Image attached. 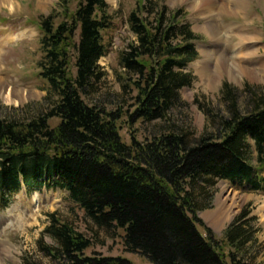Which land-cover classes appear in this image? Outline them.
I'll return each mask as SVG.
<instances>
[{"label":"trees","instance_id":"1","mask_svg":"<svg viewBox=\"0 0 264 264\" xmlns=\"http://www.w3.org/2000/svg\"><path fill=\"white\" fill-rule=\"evenodd\" d=\"M60 5V12L36 22L46 112L27 120L0 114L2 206L22 184L32 193L46 185L69 192L99 227L121 231L125 250L151 264H252L253 228L242 223L247 210L223 233L224 243L199 213L209 208L218 180L264 191V97H254L245 114L234 108L229 117H218L216 134L191 141L171 112L180 90L193 81L183 70L198 57V37L177 22L179 12L170 22L166 10L139 1L127 18L137 40L119 58L122 92L106 105L99 98L106 77L99 61L110 51L106 35L114 29L109 5ZM156 122L161 126L154 137L138 139L135 125ZM124 124L131 130L129 144L120 134ZM51 217L47 231L59 247L40 244L54 264H130L86 255L91 239Z\"/></svg>","mask_w":264,"mask_h":264},{"label":"rangeland","instance_id":"2","mask_svg":"<svg viewBox=\"0 0 264 264\" xmlns=\"http://www.w3.org/2000/svg\"><path fill=\"white\" fill-rule=\"evenodd\" d=\"M139 1L107 0L109 14L114 18V29L106 35L110 51L99 62L106 73L99 98L106 105H110L113 100L117 101L116 96L122 92L119 58L128 45L137 40L126 20ZM143 1L155 4L158 10H166L170 22L174 14L179 12L177 22L188 26L199 37L196 43L198 59L183 70L192 76L193 81L189 87L180 91L181 99L171 112L174 125L188 131L191 141H197L205 134H216L215 121L218 117H229L234 108L245 114L252 106L254 97H264V0H242L246 2L247 8L237 14L219 8L225 0ZM74 2L72 11L77 6V1ZM61 3L62 0H0V77L9 86L24 89L26 95H29L23 103L16 105L8 104L0 97L1 115H20L27 120L46 112L47 84L38 78L37 63L41 54L40 32L36 22L40 17L60 12ZM227 25L249 26L258 32L259 38L243 43L245 33H226L221 26ZM215 27L226 37L215 39ZM247 37L252 36L247 33ZM239 43L244 45L239 47ZM230 46L233 47L232 51ZM230 57L239 67L234 68L233 75H230L229 68L221 65L223 62L220 63L221 59H225L234 67ZM206 62L212 65L215 79L209 73H201ZM58 122L53 120L51 125L56 126ZM159 126L160 122L152 126L138 123L133 131L138 139L145 141L154 135L152 133ZM120 128L124 142L129 144L131 130L126 124ZM248 143L254 149L253 141ZM210 194L212 198L209 208L199 215L206 228L223 242V233L247 210L250 214L242 223L253 228L250 233L254 235L256 244L253 245V242L247 246L253 245L252 264H264V192H252L248 185L241 187L218 180L210 189ZM14 208V212H8ZM219 210H223L226 215L222 225L214 221L215 213ZM52 215L91 239L92 247L86 252L88 256L123 258L130 264H151L140 254L127 252L123 244V233L99 227L70 201L67 192L42 187L31 196L28 187L24 185L21 192L11 198L6 209L0 204V216H6L0 222V264H54L41 250V244L59 247L47 231L53 224ZM9 245L15 248L10 251L3 249Z\"/></svg>","mask_w":264,"mask_h":264},{"label":"bare ground","instance_id":"3","mask_svg":"<svg viewBox=\"0 0 264 264\" xmlns=\"http://www.w3.org/2000/svg\"><path fill=\"white\" fill-rule=\"evenodd\" d=\"M221 6L219 8H221L222 10L228 12V13H239L241 10L243 11L244 8H247V4L245 1H242V0H225L223 5L220 4ZM216 8V7H215ZM225 32L227 33H234V32H238V33H245L243 36L244 38L242 39V42L245 43V42H249L250 40H256L257 38H259V35H258V32L255 31L254 29H252L251 27H246V26H232V25H227V26H221ZM238 29V30H237ZM214 34H215V39H220L223 38V37H226V36H223L218 28L215 27V31H213ZM225 33V34H226ZM247 33H249L252 37L249 38L247 37ZM228 39V38H227ZM222 40V39H220ZM243 43H239L238 46L239 47H242L244 44ZM228 47V46H227ZM231 47V46H230ZM228 49V48H227ZM231 49L230 51L233 50V47L229 48ZM228 49V53L230 52ZM232 59V63H234L235 65V62L233 61V58L230 57ZM231 61V60H230ZM223 62V63H222ZM220 63H222L221 65L222 66H225V68H229V72H230V75H233L234 74V68H237L238 66L235 65L234 67H231L230 64H228L225 59H221L220 60ZM198 65H203V64H198ZM197 65V67H198ZM228 65V66H227ZM239 69V67H238ZM213 69H212V65H209V62H206V64H204V68L202 69V72L201 73H209V75L211 74V77L212 79H215V72H212ZM29 95H26V92L24 89H20L19 87H13V86H9L6 82V80L4 78H1L0 77V97L8 104H17V103H23L27 98H28ZM264 209V207H263ZM15 211V208L14 210H9L8 212L9 213H12ZM225 213L223 210H219L215 213V217H214V221L217 225H222L224 223V220H225ZM6 218V216H0V222L4 220V218ZM207 218V217H205ZM262 218L264 219V214H262ZM264 225V223H263ZM10 244V243H9ZM0 246H2L0 244ZM5 246V245H4ZM12 248H15L14 246L12 245H9L3 249H8L10 251V249ZM6 252V250L4 251Z\"/></svg>","mask_w":264,"mask_h":264}]
</instances>
